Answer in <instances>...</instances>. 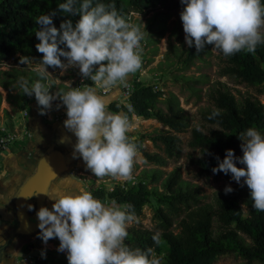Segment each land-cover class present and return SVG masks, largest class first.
<instances>
[{
	"label": "clouds",
	"instance_id": "1",
	"mask_svg": "<svg viewBox=\"0 0 264 264\" xmlns=\"http://www.w3.org/2000/svg\"><path fill=\"white\" fill-rule=\"evenodd\" d=\"M181 2L185 5L180 14L185 41L189 47L194 44L197 53L205 44L214 45L212 50L225 56L242 51L254 53L258 45L264 44V0ZM59 9L79 14L80 18L75 26L69 19L60 28L53 24L55 11L36 18V49L42 59L32 70L40 79L29 85L21 78L19 87L23 95L35 96L41 115L55 100L60 102L58 109L66 107L64 126L77 138L73 156L82 158L94 176L133 181L139 156L138 138L129 135L133 121L125 112L110 111L109 106L119 89L127 87L130 77L142 68L141 41L145 32L111 4L93 6L92 0H83L77 6V0H66ZM19 62L31 65V58L20 56ZM49 67L61 69V74L69 67H77L81 76L93 83L67 90L57 88L53 93V84L42 82L50 76ZM218 115L220 111L214 110L209 119ZM239 138L243 141L242 157H236L232 149L226 150L213 172H230L237 183L243 178L241 186L246 184L250 190L252 207L264 212V134L253 127L240 133ZM237 160L244 167H239ZM224 191L227 194L234 189L229 185ZM48 195L55 202L51 209L42 206L37 212L38 235L45 244L58 238L57 250L67 253L68 264H162L163 254L157 255L153 247L132 249L125 243L129 226L138 222L130 203L102 201L83 188ZM28 207L34 209V205ZM152 239L154 245L164 243L160 232L154 233ZM42 257L46 258L45 252Z\"/></svg>",
	"mask_w": 264,
	"mask_h": 264
},
{
	"label": "rangeland",
	"instance_id": "2",
	"mask_svg": "<svg viewBox=\"0 0 264 264\" xmlns=\"http://www.w3.org/2000/svg\"><path fill=\"white\" fill-rule=\"evenodd\" d=\"M123 1L129 2V0ZM177 1H179L178 7L169 12L164 11L159 4H150L144 11H135L132 14L134 24L142 27L145 38L142 40L144 45L142 68L130 77L128 84H131L133 88L138 84L152 86L155 91L161 94V98H167L172 94L178 98L189 122L186 130L178 133L180 137L178 154L172 157L168 156L161 145L158 146L151 140L152 136L167 127L155 118H145L132 112L131 105V111H129V102L123 94L125 87H121L113 97L109 110L112 112H125L133 121L134 127L130 135L138 138L136 143L139 145L138 162L133 169L134 180L122 182L112 177L97 178L90 170L86 169L82 158L75 157L77 162L71 166L67 165L64 169L67 176L73 178L63 184L65 190L77 192L83 188L93 194L102 193L104 195L101 198L102 201H111L115 200L110 197L111 192L127 190L132 186H138L140 183L147 184L150 188L162 190V182L172 170H177L180 173L181 183L184 187L197 188L198 198L205 203H215L218 195L226 194L224 189L229 185L234 189L230 193L239 192V194H242L244 190H249L246 184L243 187L241 186L243 178L241 183H237L232 178L231 173L216 175L214 172L203 169L201 160L209 156V140L215 135L213 133L221 132L226 137L230 130L207 120L203 117L202 111L212 105L209 92L216 86L229 89L239 101H242L245 97H251L259 99L264 104V81L249 82L222 75L220 69L224 64V55L219 50L213 51L214 45L205 44L204 49L199 53H197L194 44L189 47L185 41V33L180 18L185 5L181 0ZM1 2L2 0H0ZM17 4L18 8L28 16L27 23L18 33V39L12 41V31L7 25L0 23V54H2V58H0V121L10 125L16 132L22 133V127L26 121H29L31 125L36 120V124L42 127L43 131L50 136L53 127L58 124L64 125V121L67 119L66 107L61 106L59 109L56 107L60 103L59 100L53 101L52 107L46 110V114L41 115L40 106L33 98L29 103L28 118L27 116L26 118L23 117L20 112L21 109L26 107L28 96H26L22 107H18L25 96L19 87L18 81L24 78L31 85L40 79L37 75L29 76L28 74L39 64V61L34 59L39 52L33 44L32 38L35 35L34 31L39 27L35 23L36 18L46 12L50 0H18ZM59 11L65 20L70 19L74 25L70 14L61 9ZM130 14L131 12L127 16ZM7 53L9 56H7ZM20 56L31 58V65H21L19 62ZM23 71L26 72V75L21 73ZM48 71L50 72L48 80L42 82L53 84L50 88L53 93L57 88L67 90L68 87H84L93 83L90 79H84L77 67H69L63 74H61L62 70L59 68H49ZM160 104L163 105L162 102ZM135 114L138 118L134 116ZM254 128L264 134V127ZM69 137L74 140V145L77 140L76 136L73 132H70ZM21 141V143H25L23 139ZM28 142L19 148L20 151L27 148ZM144 150L158 152L163 156L164 163L157 164L148 161L144 157ZM69 153H71V150ZM242 155L241 148L238 157H242ZM236 163L239 167H244L239 160ZM3 174L7 175V171H4ZM54 202V200L48 198L45 206L51 209ZM30 205H34V209L29 210V214L32 215L36 209L35 201ZM156 206L157 200L154 196H151L150 200L143 206L141 213L136 214L138 222H133L132 225H144L148 228H154L156 225L154 219ZM243 210L246 211L244 206ZM182 216H175L173 230L178 231L177 224ZM39 232L40 229L38 228L30 234L23 233L19 250L7 252L6 254L1 249L8 248V245L21 238V235L16 234L14 236L15 240H6L0 237V264H56L57 255L53 253V250L58 249L59 239H50L45 244L39 237ZM242 235L247 242H250L245 234ZM162 240L164 243L160 245V251L163 255H166L169 246L164 239ZM42 252L46 253V258L42 257ZM214 264H264V260H248L237 250L232 249L218 255Z\"/></svg>",
	"mask_w": 264,
	"mask_h": 264
},
{
	"label": "trees",
	"instance_id": "3",
	"mask_svg": "<svg viewBox=\"0 0 264 264\" xmlns=\"http://www.w3.org/2000/svg\"><path fill=\"white\" fill-rule=\"evenodd\" d=\"M63 2L66 0H50V5L44 13L55 11L53 24L57 28L65 21L59 11V4ZM17 3L18 0H2L0 3V23L7 25L12 31V41L18 39V33L28 21L27 14L18 8ZM82 3L83 0H77V6ZM98 3L114 5L125 18L131 10L142 12L150 4H159L166 12L179 5L177 0H129L128 3L123 0H92L93 6ZM68 14L72 16L75 26L80 18L79 14ZM32 40L35 46L39 43L36 35ZM34 59L40 61L42 54H36ZM223 63L220 69L222 75L249 82H263L264 44L258 45L254 53L242 51L232 56L224 55ZM21 73L26 75L24 71ZM28 74L37 75L34 71H29ZM26 96L18 107H22ZM209 99L212 105L202 111L203 117L230 130L226 137L221 132H215L209 140V156L201 160V164L203 169L213 172V168L224 159L226 150L232 149L235 156H239L242 143L240 133H246L249 128L264 127V104L259 99L251 97L239 101L232 91L220 86L210 90ZM131 102L132 112L145 118H155L167 127L152 136L151 140L156 145H161L168 156L177 155L180 148L178 133L185 131L189 125L188 117L178 98L174 94L161 98V94L152 86L138 84L131 95ZM214 110H219L220 115L209 119ZM143 154L148 161L164 163L163 156L158 152L144 150ZM215 174L225 173L221 171ZM93 195L100 199L104 197L102 193ZM110 195L118 203L133 205L135 214L141 213L151 196L156 198L155 227L130 226L125 243L132 249L144 250L153 247L157 255H160L162 254L160 246L154 245L152 239L154 233L160 232L161 238L169 246L168 254L163 255L162 264H214L218 255L232 249L237 250L248 260H264V212H258L252 207L250 190H244L242 194L239 192L220 194L216 197L215 203H205L198 198L197 188L184 187L180 173L172 170L163 180L162 190L140 183L127 190L111 192ZM243 206L246 208L245 212ZM181 215L183 216L177 224L178 231H175L172 229L175 216ZM242 234H245L250 242H247ZM53 253L57 255L56 264H68L67 253L58 250H53Z\"/></svg>",
	"mask_w": 264,
	"mask_h": 264
},
{
	"label": "crops",
	"instance_id": "4",
	"mask_svg": "<svg viewBox=\"0 0 264 264\" xmlns=\"http://www.w3.org/2000/svg\"><path fill=\"white\" fill-rule=\"evenodd\" d=\"M35 121L30 125L32 138L27 143V148L22 151L19 149L15 153L8 154L0 163V237L6 240H15L14 236L16 234L21 235V238L10 243L8 248L5 250L1 249L4 254L11 251H18L20 248L23 233L19 231L16 199L22 186L36 172L39 161L43 155L54 149L61 151L58 152L59 155H57L58 168L61 167V172L59 171L60 173L51 180L48 189L50 193H54L58 190L68 191L65 190L63 184L73 178L67 176L64 169L67 165L71 166L77 162V160H75L76 158L73 156L74 140L69 137L71 131L64 125L61 126L58 124L53 127L50 136H48L47 133L43 131L42 127H39ZM70 150L71 153H69ZM4 171H7V175L3 174L5 176L2 175ZM3 181L5 182L2 184ZM48 198L49 195L47 193L43 206H45ZM38 211L39 209L32 213L30 224L25 228L26 233L24 234H30L31 231L38 228Z\"/></svg>",
	"mask_w": 264,
	"mask_h": 264
},
{
	"label": "water",
	"instance_id": "5",
	"mask_svg": "<svg viewBox=\"0 0 264 264\" xmlns=\"http://www.w3.org/2000/svg\"><path fill=\"white\" fill-rule=\"evenodd\" d=\"M58 152L61 151L54 149L43 155L39 161L36 172L25 182L17 196L16 207L20 223L19 231L22 233H26L25 228L29 226L30 219L33 215L29 214L28 206L33 201H35L36 204L35 211L43 206L51 180L61 172L57 173ZM36 230L31 231L30 233L35 232Z\"/></svg>",
	"mask_w": 264,
	"mask_h": 264
},
{
	"label": "built area",
	"instance_id": "6",
	"mask_svg": "<svg viewBox=\"0 0 264 264\" xmlns=\"http://www.w3.org/2000/svg\"><path fill=\"white\" fill-rule=\"evenodd\" d=\"M131 14L126 17V19H129L132 23V14L135 12L134 10L130 11ZM138 12V11H137ZM142 44V41H141ZM142 46H144L142 44ZM135 88L132 87L131 84H128L127 87H125L123 94L127 98V102H129V105L133 107V104L131 102V95L133 93ZM155 90V89H154ZM35 99V96H28V100L26 101V107L20 110L22 113V116L26 118L29 117V103L32 99ZM27 120V119H26ZM130 135V133H129ZM32 138V130L30 126V122L26 121L24 126L22 127V133L16 132L10 125L6 124L4 121H0V163L6 156V154L14 153L16 150H19V148L28 142ZM24 140L21 143V140Z\"/></svg>",
	"mask_w": 264,
	"mask_h": 264
},
{
	"label": "bare ground",
	"instance_id": "7",
	"mask_svg": "<svg viewBox=\"0 0 264 264\" xmlns=\"http://www.w3.org/2000/svg\"><path fill=\"white\" fill-rule=\"evenodd\" d=\"M134 116L138 118V116H137L136 114H135ZM57 155H59V153H58ZM60 170H61V167H59V168L57 167V173H58Z\"/></svg>",
	"mask_w": 264,
	"mask_h": 264
}]
</instances>
